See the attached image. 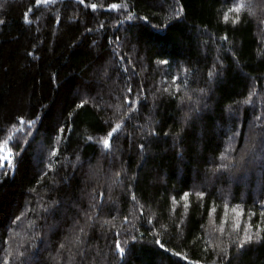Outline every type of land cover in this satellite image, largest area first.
Instances as JSON below:
<instances>
[{
    "label": "trees",
    "instance_id": "obj_1",
    "mask_svg": "<svg viewBox=\"0 0 264 264\" xmlns=\"http://www.w3.org/2000/svg\"><path fill=\"white\" fill-rule=\"evenodd\" d=\"M0 21V264H264V0H0Z\"/></svg>",
    "mask_w": 264,
    "mask_h": 264
},
{
    "label": "snow or ice",
    "instance_id": "obj_2",
    "mask_svg": "<svg viewBox=\"0 0 264 264\" xmlns=\"http://www.w3.org/2000/svg\"><path fill=\"white\" fill-rule=\"evenodd\" d=\"M44 2H47V0H44ZM40 3H41V0H36V4L37 5H39ZM79 3L80 4H83L84 3V0H79ZM91 7H92V9H96L97 8V5L95 3H93L91 5ZM120 7H121V5L116 4V3H112L109 6V10H118ZM124 7H127V5H124ZM239 9H240V6L239 5H236L234 7V9H229V11H233V10L239 11ZM177 15H179V12L177 13ZM126 19L127 20H130V21L133 20V19H138V20H143V21L146 22L148 18L146 16L145 17L133 16L131 13H128L127 16H126ZM224 19H225V22H227V19H228L227 14H225ZM237 20H238V17H237ZM26 22H28V20H27V14H26ZM235 22L236 21L234 20L233 23H235ZM0 23H3V21H0ZM121 23H122V21H121ZM101 27H103V25H101ZM166 38H167V27H165V28H157L155 30L154 39L157 42L163 43ZM117 39H119V37H117ZM160 63H167V61H160ZM175 79H177V78L176 77H173V80H175ZM131 91H132V89L129 88V92H131ZM18 119H19V123L21 125L27 124V126H31V125H33L35 123L33 120H28L27 122H25V119L23 117H19ZM120 127L121 126L119 124H117V125H115L114 127L111 128V131H109L107 133L108 138H105L102 141L103 142V146L105 148H109L110 147V144H111V139L110 138H112L114 136V134H116L118 132V130L120 129ZM61 131H63V129H61ZM33 139H34V137H33ZM89 139H91V137H89ZM55 154H56L55 151H53V155H55ZM11 157H12V151H11V149H9V156L8 157H5L3 155H0V167H3L4 166L5 161H7L8 166L11 167L12 166V159H11ZM101 195H103V194H101ZM201 195H203V193H201ZM187 196H188V193H184L183 194V197L186 198ZM133 199H135V197H133ZM261 215L264 216V211L261 212ZM237 227H239V225H237ZM251 227H252V225L249 224L248 225V228H251ZM261 232H264V228L260 229V231H258L256 233L257 242H259L260 239L264 238V237L261 236V234H260ZM117 235H119V234H117ZM131 239L133 241H135L136 240V237H131ZM252 240H253L252 234L246 233L245 239H244L243 242L240 243L239 247L241 249H243L244 248V245L246 243H250ZM155 243L157 245H159V247H161V248L164 247V245L159 240H156ZM115 248H116V251L120 254V256L122 258L126 255V250L122 246V243H121V241L119 239L115 243ZM175 255L180 256V253H176ZM184 259H186V258H184ZM190 264H199V261L190 262Z\"/></svg>",
    "mask_w": 264,
    "mask_h": 264
}]
</instances>
